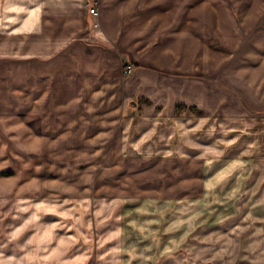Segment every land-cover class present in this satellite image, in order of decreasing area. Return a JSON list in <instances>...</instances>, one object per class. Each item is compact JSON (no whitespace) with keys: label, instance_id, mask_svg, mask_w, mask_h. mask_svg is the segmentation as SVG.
Listing matches in <instances>:
<instances>
[{"label":"crops","instance_id":"crops-1","mask_svg":"<svg viewBox=\"0 0 264 264\" xmlns=\"http://www.w3.org/2000/svg\"><path fill=\"white\" fill-rule=\"evenodd\" d=\"M49 1L50 9L45 0H0V30L16 31L35 46L30 57L36 78L44 29L56 22L68 30L61 44L68 46L75 66L89 61L93 72L92 62L110 59L116 67L105 68L109 75L120 63L133 67L128 74L119 71L116 99L101 103L97 133L112 142L105 157L125 152L160 161L187 156L180 142L189 126L202 127L219 113L236 116V103L264 109V0ZM94 1L97 13L91 14L86 4ZM39 90L41 98L42 85ZM41 102L31 100L23 112L0 114V264H201L197 258L205 235L195 239V260L187 253L171 259L167 220L172 205L178 203L182 211L187 204V186L181 182H147L131 192L130 184L115 178L101 181L93 192L91 182L43 175V131L27 116L37 117ZM186 226L184 219L180 242L187 237Z\"/></svg>","mask_w":264,"mask_h":264},{"label":"rangeland","instance_id":"rangeland-1","mask_svg":"<svg viewBox=\"0 0 264 264\" xmlns=\"http://www.w3.org/2000/svg\"><path fill=\"white\" fill-rule=\"evenodd\" d=\"M50 3L45 0L49 9ZM236 15L238 17L239 13ZM47 16L50 20L51 14ZM58 24L44 29L38 78L36 61L30 57V50L34 51L35 46L25 44L26 40L16 31L4 34L0 30V114L20 113L31 100L42 101L41 113L37 117L36 114L27 116L37 119L38 128L43 131L40 158L43 175L51 180L91 182L93 192L94 188L99 190L101 181L115 178L120 184L127 183L123 186L130 184L127 191L131 192L146 187L147 182H172L176 186L181 182L187 186V204H182V211L178 203L172 205L171 217L167 220V224L172 225L173 261H179L180 254L186 253L189 260H195V251H192L197 250L195 239L205 235V246L200 249L204 251L197 258L201 264L217 261L264 264V109L236 103V116L219 113L215 117L220 118L205 119L202 127L189 126L186 137L180 142L183 151L186 144L187 156L165 157L160 161L158 156L125 152L123 156L105 157L104 150L110 148L112 142L102 140L97 133L102 127L99 124L101 103L116 99L119 71L128 74L124 68L129 65L132 71L133 67L123 62L117 65V72L109 75L105 68L116 67L113 65L116 62L110 59L92 62L93 72L88 69L89 61L80 60L75 66L74 61L68 59V46L61 44L67 39L68 30L59 28ZM53 40L60 44L52 43ZM102 46L103 49L106 45ZM58 54L60 61L55 59ZM192 114L188 115V125L194 122L196 112ZM200 141L203 148L198 145ZM158 162L161 165H157ZM132 183L135 188H131ZM173 191L179 196L178 187H173ZM93 218L98 219L95 213ZM184 219L187 220V237H182L180 242L179 224ZM185 238L187 242L183 243Z\"/></svg>","mask_w":264,"mask_h":264},{"label":"built area","instance_id":"built-area-1","mask_svg":"<svg viewBox=\"0 0 264 264\" xmlns=\"http://www.w3.org/2000/svg\"><path fill=\"white\" fill-rule=\"evenodd\" d=\"M87 8H88V12L91 13V14H96L97 13V10H96V2L94 1L93 2V5L92 6H89V4L87 3L86 4ZM96 25V24H94ZM124 71L126 73H129L131 71V67L129 65H127L125 68H124Z\"/></svg>","mask_w":264,"mask_h":264},{"label":"clouds","instance_id":"clouds-1","mask_svg":"<svg viewBox=\"0 0 264 264\" xmlns=\"http://www.w3.org/2000/svg\"><path fill=\"white\" fill-rule=\"evenodd\" d=\"M7 19V17H5Z\"/></svg>","mask_w":264,"mask_h":264},{"label":"bare ground","instance_id":"bare-ground-1","mask_svg":"<svg viewBox=\"0 0 264 264\" xmlns=\"http://www.w3.org/2000/svg\"><path fill=\"white\" fill-rule=\"evenodd\" d=\"M240 75V74H239ZM242 77V76H241Z\"/></svg>","mask_w":264,"mask_h":264}]
</instances>
